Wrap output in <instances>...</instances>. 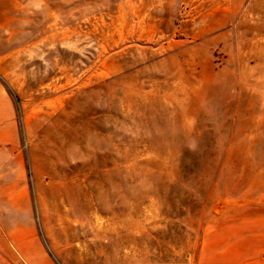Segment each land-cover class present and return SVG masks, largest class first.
<instances>
[{"label":"rangeland","instance_id":"1","mask_svg":"<svg viewBox=\"0 0 264 264\" xmlns=\"http://www.w3.org/2000/svg\"><path fill=\"white\" fill-rule=\"evenodd\" d=\"M1 95L0 264H264V0H0Z\"/></svg>","mask_w":264,"mask_h":264},{"label":"crops","instance_id":"2","mask_svg":"<svg viewBox=\"0 0 264 264\" xmlns=\"http://www.w3.org/2000/svg\"><path fill=\"white\" fill-rule=\"evenodd\" d=\"M17 126L15 123V115L13 103L8 101L4 95L0 96V148H6L9 155L13 156V151L16 149L17 143ZM1 164V163H0ZM9 175L5 177V184L9 189L22 186L21 181V167L14 169L12 165L9 166ZM13 173H17L14 176ZM9 203H15V196L10 192Z\"/></svg>","mask_w":264,"mask_h":264}]
</instances>
